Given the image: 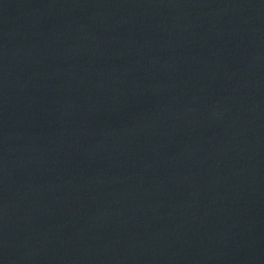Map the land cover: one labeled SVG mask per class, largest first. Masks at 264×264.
I'll use <instances>...</instances> for the list:
<instances>
[{"label": "water", "instance_id": "obj_1", "mask_svg": "<svg viewBox=\"0 0 264 264\" xmlns=\"http://www.w3.org/2000/svg\"><path fill=\"white\" fill-rule=\"evenodd\" d=\"M0 264H264V0H0Z\"/></svg>", "mask_w": 264, "mask_h": 264}]
</instances>
